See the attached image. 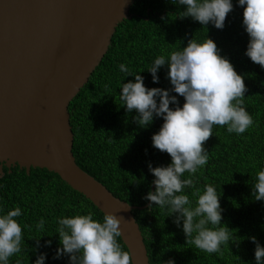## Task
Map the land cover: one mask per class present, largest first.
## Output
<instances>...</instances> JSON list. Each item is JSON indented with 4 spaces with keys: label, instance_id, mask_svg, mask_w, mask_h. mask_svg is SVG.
<instances>
[{
    "label": "trees",
    "instance_id": "trees-1",
    "mask_svg": "<svg viewBox=\"0 0 264 264\" xmlns=\"http://www.w3.org/2000/svg\"><path fill=\"white\" fill-rule=\"evenodd\" d=\"M233 4L225 27L217 29L211 23L205 27L191 17L181 18L184 6L172 0H135L132 18L118 25L108 52L69 106L77 163L117 197L140 207L149 202L144 197L153 191L155 177L149 163L154 167L168 165L172 158L152 143L163 118L156 117L147 128L141 127L135 119L136 111L129 113L121 105V84L134 80V76L125 77L119 65L126 63L133 72H140L149 88L170 89L173 86L167 77V65L158 71L159 82L153 81L147 68L157 56L182 50L192 38L202 42L208 36L245 76L244 105L254 124L240 135L229 133L227 126H214L204 145L209 152L208 163L192 177L193 186L185 189L195 204L194 191H203L206 184L216 187L224 209L222 226L229 227L235 242L221 245L219 252L206 253L186 243L182 226L177 227L175 216H168L166 209L154 204L137 208L134 214L151 264H167L169 260L175 264H256V245L251 237L264 245V200L256 201L252 195L256 174L264 169V68L245 55L249 36L243 26L244 7L238 0ZM171 95L178 97L181 106L185 102L179 94ZM4 170L0 208L6 212L21 207L22 215L17 219L25 238L21 252L10 257V264H35L43 253H47L45 264H70V254L53 258L60 246L57 218L90 211L94 219L102 220L104 212L47 168L32 167L28 172L17 164ZM189 175L186 172L183 178ZM41 218L46 221L45 228L37 231ZM117 240L130 253L122 237Z\"/></svg>",
    "mask_w": 264,
    "mask_h": 264
},
{
    "label": "clouds",
    "instance_id": "clouds-1",
    "mask_svg": "<svg viewBox=\"0 0 264 264\" xmlns=\"http://www.w3.org/2000/svg\"><path fill=\"white\" fill-rule=\"evenodd\" d=\"M184 6L181 18L191 17L205 27L211 23L217 29L225 27V20L233 10V0H172ZM244 7L243 26L249 36L245 55L264 68V0H238ZM214 39L204 41L192 38L182 50H173L157 56L147 68L154 82H159L158 71L167 65L170 89L149 88L140 72H133L126 63L119 69L125 77L134 80L121 84L119 98L127 112L136 111L141 127L147 128L156 117L163 118L160 130L153 134L155 148L171 156L168 165L153 166L149 171L155 179V191H149L144 199L149 208L158 205L174 215V223L181 227L186 243L206 253L220 251L221 245L235 242L229 227H223V211L220 195L212 184L203 191L196 190L195 204L185 189L192 187L193 176L207 165L209 152L205 142L212 136L216 125L227 126L229 133H245L254 119L244 105L247 91L245 76L239 73L230 58L221 54ZM107 90V86H106ZM185 98L181 106L176 95ZM174 105V106H170ZM189 177L184 179V174ZM252 195L256 201L264 200V169L257 172ZM19 205L4 211L0 208V264H10V257L21 252L24 241ZM182 222V223H181ZM45 219L36 225L37 231L45 228ZM56 232L60 237L54 259L70 254V264H133L132 255L124 251L117 238L122 235V217L114 212H104L102 220L94 214H76L57 218ZM256 264H264V245L255 236ZM51 246V241L47 242ZM47 253L40 254L35 264H45ZM19 264V262H17ZM167 264H175L169 260Z\"/></svg>",
    "mask_w": 264,
    "mask_h": 264
},
{
    "label": "water",
    "instance_id": "water-1",
    "mask_svg": "<svg viewBox=\"0 0 264 264\" xmlns=\"http://www.w3.org/2000/svg\"><path fill=\"white\" fill-rule=\"evenodd\" d=\"M134 2L0 0V178L17 164L58 173L102 212L122 217L133 264H151L134 214L151 202L128 203L77 163L69 110Z\"/></svg>",
    "mask_w": 264,
    "mask_h": 264
}]
</instances>
